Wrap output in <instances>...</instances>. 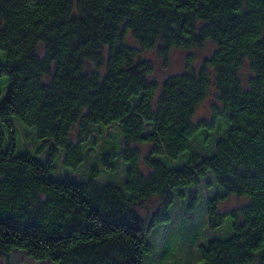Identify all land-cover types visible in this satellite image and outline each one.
Segmentation results:
<instances>
[{"label": "trees", "instance_id": "obj_1", "mask_svg": "<svg viewBox=\"0 0 264 264\" xmlns=\"http://www.w3.org/2000/svg\"><path fill=\"white\" fill-rule=\"evenodd\" d=\"M127 37L163 59L215 50L157 84ZM205 180L212 196L185 194ZM231 196L247 203L218 212ZM176 199L226 231L199 264H264V0H0V261L148 264Z\"/></svg>", "mask_w": 264, "mask_h": 264}, {"label": "rangeland", "instance_id": "obj_2", "mask_svg": "<svg viewBox=\"0 0 264 264\" xmlns=\"http://www.w3.org/2000/svg\"><path fill=\"white\" fill-rule=\"evenodd\" d=\"M125 43L126 45L139 51L141 59L152 64L153 72L149 76V79L157 84H161L169 76L183 72L196 71L202 61L211 56L215 50V45L211 41H206L201 48H194L191 50L173 49L168 54L167 58L163 59L157 54L156 48L143 51L137 42L129 37L126 38ZM90 68L94 69L95 65H90ZM241 75L245 77L247 76L246 68L241 70ZM214 103L215 93L212 92V94H210L196 109L194 121L200 119L207 120L210 117V106ZM77 130V126L72 129L71 138L73 141L76 140ZM32 137L33 135L30 131H23L21 129L19 142L22 150H34L35 144H32V142L30 143ZM137 147L141 150L142 154L146 153V146L138 145ZM82 169L83 168H81L78 173L79 178L85 174L86 170ZM61 175V173L57 174L58 177H61ZM70 176H72V174ZM208 179L210 180L209 177ZM209 180L202 181L197 187L184 189L185 194L197 193L204 199L212 196L215 193L214 191L216 190V187L212 183L208 184L207 182H211ZM246 203L247 200L245 198L231 196L218 204V212L224 213L232 209L239 208ZM159 204L160 200L155 199L146 205L145 208H142L140 213L145 219L153 218L159 210ZM183 205H185L184 202L176 199L170 207V214L172 218L168 225L162 226L159 232L150 233L149 238L153 239L157 245L152 243V252L147 255L148 257L146 256V261L151 258L148 261V264H160V262L163 264L165 260V264H199V257L196 250L197 246L204 244L206 240L214 237L215 235L226 233L224 229H220L217 234L213 231H209L206 224V218L205 216L203 217L202 214V208H200V217V212L198 210L194 211L193 208H189L186 204L185 211L183 209ZM163 235L165 238H168L170 235L167 240L171 246L163 243ZM191 242H193V244L189 247ZM155 253L157 263L155 262ZM0 262H2V264H48L47 262H34L21 251H12L9 256L5 258V260L2 259Z\"/></svg>", "mask_w": 264, "mask_h": 264}]
</instances>
